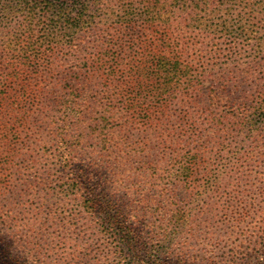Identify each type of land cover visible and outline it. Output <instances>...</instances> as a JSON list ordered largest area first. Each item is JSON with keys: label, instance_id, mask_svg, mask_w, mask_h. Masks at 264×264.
<instances>
[{"label": "rangeland", "instance_id": "1", "mask_svg": "<svg viewBox=\"0 0 264 264\" xmlns=\"http://www.w3.org/2000/svg\"><path fill=\"white\" fill-rule=\"evenodd\" d=\"M164 2L187 69L159 107L145 68L137 102L117 99L130 114L100 110L120 90L76 74L97 26L78 53L62 30L40 53L46 112L0 142V264H264V0ZM12 4L6 59L28 35Z\"/></svg>", "mask_w": 264, "mask_h": 264}, {"label": "trees", "instance_id": "2", "mask_svg": "<svg viewBox=\"0 0 264 264\" xmlns=\"http://www.w3.org/2000/svg\"><path fill=\"white\" fill-rule=\"evenodd\" d=\"M200 1L191 0V3L198 8ZM11 10L19 28L28 35L27 38L16 37L10 43L9 58H4L1 53L5 50L0 49L1 143L20 144V128L31 116L46 112L44 99L40 97L43 82L38 61L40 53L44 57L53 51L54 35L58 31H64L63 37L71 43L72 51L78 53L85 44L83 35L97 26L91 46L93 52L84 60L76 61V74L85 81L94 78L95 82H104L120 90V95L115 94L117 98L104 105L101 111L112 108L130 114L117 99L125 95L134 104L137 102L133 76L145 68L153 72L159 107L164 96L174 92V82L180 80L182 70L187 69L183 51L172 45L173 39L160 25L166 11L164 0H13ZM18 13H24V17ZM36 32L41 34L35 37ZM78 33L82 38H77ZM46 45L48 49H43ZM21 57L28 69H33L32 73L23 71ZM24 75L30 77L27 83L23 82ZM69 88L72 96L78 93ZM70 105L65 102L60 107L67 113ZM65 127L68 129L67 124ZM190 175L189 171L186 179Z\"/></svg>", "mask_w": 264, "mask_h": 264}]
</instances>
